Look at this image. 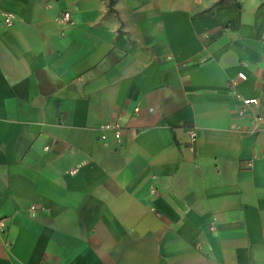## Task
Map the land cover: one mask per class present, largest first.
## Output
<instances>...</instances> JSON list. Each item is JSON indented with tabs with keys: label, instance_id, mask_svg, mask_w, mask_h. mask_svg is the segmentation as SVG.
Here are the masks:
<instances>
[{
	"label": "crops",
	"instance_id": "0c3cea01",
	"mask_svg": "<svg viewBox=\"0 0 264 264\" xmlns=\"http://www.w3.org/2000/svg\"><path fill=\"white\" fill-rule=\"evenodd\" d=\"M262 33L264 0H0V264H264Z\"/></svg>",
	"mask_w": 264,
	"mask_h": 264
},
{
	"label": "built area",
	"instance_id": "2783aa9c",
	"mask_svg": "<svg viewBox=\"0 0 264 264\" xmlns=\"http://www.w3.org/2000/svg\"><path fill=\"white\" fill-rule=\"evenodd\" d=\"M69 12L65 11L61 15V19L68 20L69 19ZM4 22L7 24H10V19L8 17L4 18ZM206 36V35H205ZM237 77L241 80L246 79V75L243 72H238ZM231 85H233V81L230 80ZM138 107L134 108L135 112H138ZM238 114L239 115H252V121L254 123V129L256 131H260L261 129H264V111H262V107L260 105L259 100L256 98H243L241 101V105L238 108ZM123 125L119 118L107 121V122H101L96 126V129L100 132L99 138L100 139H106V132L111 131L115 138L120 139L122 135ZM187 137L189 138L190 143H194L196 141V130L194 128H187L186 129ZM47 148V147H46ZM73 171H69V173H72ZM33 208V207H31ZM7 231V220L5 217L0 216V235H5ZM5 244L8 245L9 241L6 238Z\"/></svg>",
	"mask_w": 264,
	"mask_h": 264
},
{
	"label": "rangeland",
	"instance_id": "374dc122",
	"mask_svg": "<svg viewBox=\"0 0 264 264\" xmlns=\"http://www.w3.org/2000/svg\"><path fill=\"white\" fill-rule=\"evenodd\" d=\"M262 36H264V33H262Z\"/></svg>",
	"mask_w": 264,
	"mask_h": 264
}]
</instances>
